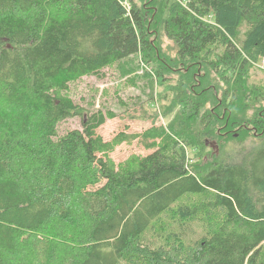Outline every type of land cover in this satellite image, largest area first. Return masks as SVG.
<instances>
[{"label":"trees","instance_id":"trees-1","mask_svg":"<svg viewBox=\"0 0 264 264\" xmlns=\"http://www.w3.org/2000/svg\"><path fill=\"white\" fill-rule=\"evenodd\" d=\"M116 64L166 125L99 135ZM157 263L264 264V0H0V264Z\"/></svg>","mask_w":264,"mask_h":264},{"label":"rangeland","instance_id":"rangeland-1","mask_svg":"<svg viewBox=\"0 0 264 264\" xmlns=\"http://www.w3.org/2000/svg\"><path fill=\"white\" fill-rule=\"evenodd\" d=\"M165 54L174 56V45L167 38L163 42ZM176 51V49H175ZM116 64L105 70V78L99 79L93 76L85 77L75 85L76 92L79 96L85 97L88 101L93 91L98 90V97L95 101V110L104 105V109L117 113V118L108 120L99 130L98 133L107 142L111 141L117 135L126 132L127 135H137L143 133L152 126L166 125L169 121L163 117L161 113V104L155 106L152 104L151 84L147 80L145 82L139 80L138 84H129L126 78H122ZM139 75L143 71L138 72ZM138 80V79H137ZM158 92L160 86H156ZM155 87V89H156ZM75 101L79 102V98L75 97ZM70 129H82V121L80 118H74L64 124L60 132L64 133ZM139 139L130 143L122 142L117 146L115 151L110 155L112 160L120 165L128 161L133 156L142 157L149 155L153 150H146ZM197 235L201 230L194 227Z\"/></svg>","mask_w":264,"mask_h":264},{"label":"bare ground","instance_id":"bare-ground-1","mask_svg":"<svg viewBox=\"0 0 264 264\" xmlns=\"http://www.w3.org/2000/svg\"><path fill=\"white\" fill-rule=\"evenodd\" d=\"M158 66H159V65H158ZM160 66H161V65H160ZM162 69H164V68H162ZM158 71H159V70H158ZM158 71H157V72H158ZM160 72H161V71H160ZM160 72H159L158 74H160ZM163 77H164V75H163ZM157 79H158V78H157ZM189 98H190V96H189ZM185 100H186V99H185ZM187 101H188V100H187ZM185 103H187V102H185ZM179 196H180V195H179ZM186 201H187V200H186ZM152 234H153V233H152ZM161 234H162V233H161ZM169 235H170V234H169ZM169 235H168V236H169ZM152 236H153V235H152ZM152 240H153V239H152ZM151 242H152V241H151ZM148 244H149V243H148ZM150 244H151V243H150ZM162 247H163V246H162ZM175 248H176V247H175ZM166 249H167V248H166ZM164 250H165V249H164ZM163 255H164V254H163ZM164 256H165V255H164ZM150 259H151V258H150ZM140 263H141V262H140ZM158 263H159V262H158ZM158 263H157V264H158Z\"/></svg>","mask_w":264,"mask_h":264}]
</instances>
